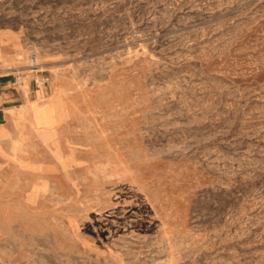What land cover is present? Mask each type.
I'll use <instances>...</instances> for the list:
<instances>
[{"label": "rangeland", "instance_id": "rangeland-1", "mask_svg": "<svg viewBox=\"0 0 264 264\" xmlns=\"http://www.w3.org/2000/svg\"><path fill=\"white\" fill-rule=\"evenodd\" d=\"M0 46V264H264V0H0Z\"/></svg>", "mask_w": 264, "mask_h": 264}, {"label": "crops", "instance_id": "crops-1", "mask_svg": "<svg viewBox=\"0 0 264 264\" xmlns=\"http://www.w3.org/2000/svg\"><path fill=\"white\" fill-rule=\"evenodd\" d=\"M14 56L12 55V53L10 54H6L5 53V46H0V71H9L11 70L14 65ZM31 86L34 87V83L33 80H31ZM17 84V79L15 77H13V75H11V73H7L4 75H0V98L2 97L3 101H2V105L0 107V120H2L3 118L6 117L5 114L2 113L3 109L5 107H13L14 103L11 102H7L5 103L4 100H9L11 98L12 93L9 92V90L13 89V86ZM31 99L26 96V95H21L19 97V100L16 101V104H27V102L31 101L33 99L32 97V91L29 93ZM15 98L17 97L16 95L14 96ZM14 104V105H16ZM15 109V106L13 107ZM10 116V114L8 115Z\"/></svg>", "mask_w": 264, "mask_h": 264}, {"label": "built area", "instance_id": "built-area-1", "mask_svg": "<svg viewBox=\"0 0 264 264\" xmlns=\"http://www.w3.org/2000/svg\"><path fill=\"white\" fill-rule=\"evenodd\" d=\"M31 61H32V67H38V55L37 53H33L30 55ZM0 105H1V100H0Z\"/></svg>", "mask_w": 264, "mask_h": 264}]
</instances>
